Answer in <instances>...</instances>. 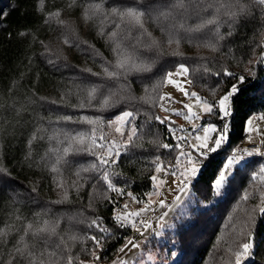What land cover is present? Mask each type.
I'll return each instance as SVG.
<instances>
[{"label":"trees","instance_id":"1","mask_svg":"<svg viewBox=\"0 0 264 264\" xmlns=\"http://www.w3.org/2000/svg\"><path fill=\"white\" fill-rule=\"evenodd\" d=\"M132 2L133 0H0V10L6 13V16H0V142L3 145V164L0 167L7 168L14 178L11 188H0V232H6V235L0 236V264H7L10 254L15 255L13 245L24 235L28 223H32L33 229L28 230L26 241L45 252L51 251L59 243L58 236L47 237L48 246L45 245L43 237L37 240L32 236V231L43 227L45 219L62 218L58 233L65 235L66 240V232L70 227L81 236L99 235L94 229L78 223L84 217L75 214L81 212L85 217H103V223L112 229L115 236L108 239L100 255L106 262L116 256L125 238L131 234L130 225L124 229L115 226L114 215L117 209L123 207L126 200H138V204L147 201V194L154 188L151 180L155 173L152 159L155 155H160L166 163L177 152L176 149H157L151 143L157 136L168 143V130L166 125L150 119L154 114L161 115L158 106L161 101L158 96L156 106L143 98L153 95V85L166 71L175 70L179 63H185L190 68L189 75L193 83L189 85V91L197 92L210 102L218 100L233 84H238L239 91L232 98L229 142L218 153L212 154L211 164L203 167L193 182V191L197 198L188 208H194L195 202L201 200L213 203L184 222L181 217L177 220L175 228L178 233L175 237L180 253L173 264H229V245L235 248L236 237L231 243L229 239L235 235V224L238 223L241 227L243 220H247V212L259 206L260 192L264 185L258 179L252 178L251 172L258 169L250 162L237 167L223 194L217 196L213 183L215 170L235 147L245 143L248 137V119L264 113V63H247L249 59L259 60L264 54V40L261 36L264 33V17L256 10L252 19L242 21L231 37L220 42L218 51L205 46L214 42L213 26L196 28L202 17H211L214 8H208L199 14L190 8L186 16H176V21H181L186 28L193 29L191 32L180 31L182 39L178 48L175 44L168 46L166 37L161 32V24L167 25L176 21L158 22L146 17L144 29L161 42L164 54L156 60L149 72L130 73L126 80L123 77L108 78L103 73L102 64L107 60L114 65L117 56L113 49L117 43L121 45V59L126 54L138 52L142 58L151 62L156 57V51L154 48H145L150 43V38L143 30L133 27L129 34L126 25H121L117 37L110 39L108 33L114 30L111 20L97 14L86 21L83 11L90 3H103L106 9H110L114 5L123 7ZM56 11L69 13V22L76 29L74 34H67L70 41L67 45L63 42L65 28L63 31L62 26L56 23V17L48 16ZM220 19L227 17L221 15ZM101 29L104 30L103 36L100 35ZM22 31H26L28 35L21 36ZM227 31L225 24L221 32ZM76 36L93 45L99 55L83 44L76 47L73 43ZM174 51H178L180 55H173ZM49 59L54 63H48ZM204 66L211 68L212 72H203ZM224 67L236 75L227 77L222 74L217 77L213 74ZM88 68L92 69V73L100 75L82 71ZM246 68H252L256 75L250 76ZM196 69L199 71H195ZM239 75L246 77L242 84L238 83ZM165 83L166 81L158 89L161 95L164 93ZM91 85L97 86V93L96 98L89 102L87 90ZM122 85L125 88V98L114 107H101L100 101L109 90L116 91ZM81 104L84 106H79ZM123 110L137 111L139 115L135 123L142 133H147L142 140L136 141V144L142 146L130 145L127 153L122 152L115 167V171L120 172L121 176L114 182L125 189L124 194L109 192L103 184H98L97 191L93 192L92 181L77 193L74 185L80 183V178L75 173L80 166H86L94 157L88 153L69 154L67 159L70 164L59 165L60 171L53 173L51 167L55 163V153L52 149L67 147V141L59 143L64 139V133L75 134L77 131L91 130L92 125L82 122L83 117H102L104 124L97 127V136L106 135L109 130L107 121L114 119ZM66 115L72 116L73 121L60 119ZM220 116L214 115L205 120L213 121L220 127ZM33 135L36 137L34 140ZM29 140H32L31 147ZM170 140L175 143L173 138ZM29 152L31 157L26 160ZM86 175L89 174L81 172V176ZM59 183H63L64 188H59ZM33 187L37 191L33 192ZM64 190H68L67 199L61 195ZM128 192L132 193L131 197L127 195ZM245 192L255 197L246 201ZM100 193L106 194L110 199L100 198ZM89 197L95 212L87 207ZM33 200H39L36 209L48 207L52 209V213L32 215L35 209ZM58 200L62 202L56 203ZM69 217L73 219L70 220ZM251 230L257 246L248 262L264 264V215L258 211ZM68 245L72 246L73 255L86 261L90 259L81 251L85 245L79 241L74 245L69 241ZM86 246L90 247L91 241Z\"/></svg>","mask_w":264,"mask_h":264},{"label":"snow or ice","instance_id":"2","mask_svg":"<svg viewBox=\"0 0 264 264\" xmlns=\"http://www.w3.org/2000/svg\"><path fill=\"white\" fill-rule=\"evenodd\" d=\"M203 6V7H202ZM190 8L194 10L197 14L202 11H206L208 8H214V13L210 18H201V23L196 26L197 29L202 28L207 25H212V34H213V43H208L205 46L210 47L213 51L219 50V45L221 41L226 40L227 38L233 35L234 29L245 20L252 19L255 16L256 10H259L260 15L264 17V0H133L132 3L120 7L114 5L110 9H106L103 3H90L83 11V18L87 21L97 14H102L105 19H110L111 23L114 25V30L108 33L110 39L116 38L118 30L121 28V25H126V31L130 34L133 27H137L144 32L145 18H151L155 21H176L177 15H187ZM40 10H43V5L41 4ZM61 13L56 11L54 13H49V18L56 17L59 18ZM224 15L227 19H220V16ZM0 16H6V13L3 10H0ZM59 23L65 28V38L64 44H69L67 34H74L76 29L67 21L59 20ZM227 25V33L221 32V28L224 25ZM184 30L185 32L193 31L192 28H186L185 24L181 21H176L175 23H170L167 25L161 24V32L164 33L166 37V44L171 46L175 44L177 48L181 44V35L180 31ZM147 36L150 38V43L145 45V48L151 50L155 49L156 57L151 62L145 60L140 56L138 52H133L126 54L123 59H121L120 48L121 45L117 43L116 48L113 51L116 53L117 59L115 60L114 65L112 62L105 60L102 64L103 73L108 78L120 79L123 77L127 79L130 73H143L151 71L153 65L156 63V60L164 54V47L159 40L152 37L150 32H146ZM21 36L28 35L26 31L20 32ZM100 35H104V30L101 29ZM262 40H264V33H261ZM76 47H80L81 44L85 45L87 49H90L91 52L99 55L96 52L93 45H89L88 42L81 41L78 36H76L75 41H73ZM47 47V46H45ZM173 55H180L178 51H174ZM66 59V57H65ZM48 63H54L53 60L49 59ZM249 65L253 63H264V54L261 55L259 60L254 61L249 59L247 61ZM111 67V70H110ZM82 71H87L92 73V69H84ZM195 71H199L196 69ZM246 71L250 76H255L256 73L252 68H246ZM203 72L210 73L212 69L204 66ZM93 75H100L99 73H92ZM190 68L185 63H179L175 70L166 71L163 77L153 85L152 93L153 95L147 96L143 99H146L148 102H151L153 106H156L157 96L159 101H164L166 99L165 95L158 93V89L164 85L166 81L168 84L174 85L177 90H179L185 97H188L190 101L184 104L182 110H170L165 107L164 103H159V108L164 112L172 111L177 116H183L185 120L192 123V140L195 142L189 143V136L187 135L188 129L184 128L182 125L179 126V132L181 135H177V129L172 127L175 123L171 120L170 116H161L154 114L150 119H154L160 124L166 125L168 133L171 137H175V144L165 143L162 139L157 138L153 139L151 143L157 149H167L173 150L176 149L178 154L175 156L176 163L168 164L165 167V163L162 160L160 155H155L151 163L154 166L155 174L151 176V180L154 182V187H159L161 184L166 183V181L159 178V174L162 172H167L173 177H177V186L176 190L181 194L187 193L193 182L198 178V175L202 167H206L212 162V154L218 153L229 140L230 133V123L227 118L232 116V98L235 94L238 93L239 87L238 84H233L229 90H227L218 100L209 102L206 98L201 97L195 91H189L188 87L185 85H192L193 80L190 77ZM215 76L219 77L222 74L227 77H233L236 74L229 71L227 67L222 68L221 71H215L213 73ZM246 77L244 75H239L237 77L238 83L242 84L245 81ZM125 91L124 86L122 85L120 89L116 91L109 90V93L103 97L100 101L101 107L115 106L121 102L125 97L123 92ZM97 86L91 85L87 90V96L89 102L96 98ZM40 99H45L40 97ZM169 101L172 100L171 95L167 96ZM179 102V101H177ZM55 103V101H53ZM194 105L196 109H202V112L210 116L220 115L221 125L218 128L216 123H207L206 127L202 128L203 134L197 133L195 130L201 126L196 124L195 121L201 119V111L194 110ZM83 107L84 105H79ZM138 112L133 110H123L119 115H116L114 119H109L107 121L108 126L114 129V132L118 134L117 138L106 139L103 134L97 136V127L103 126L104 120L102 117H83L82 122H86L89 125H92L90 131H77L75 134L64 133V139L60 140L59 143L63 144L67 141V147L62 149H52L55 153V163L51 167L53 173L60 171L58 167L61 164L69 165L70 161L67 159L69 154L76 155L79 153H88L94 159L91 162H88L86 166H80L79 170L76 171L75 175L80 178V183L74 185L76 187L77 193L84 186L91 183V189L93 192L97 191V185L103 184L109 192H116L123 195L125 189L117 185L114 182L118 177L121 176L120 172L115 171V167L121 157L122 152L127 153L129 151V146H142L136 144V141L142 140L146 132L142 133L141 129L135 123L138 118ZM60 119L65 121H73L72 116H63ZM260 119L264 120V113L260 115ZM248 130L249 132L258 131L252 127L253 120H248ZM212 134H215L214 136ZM32 139H36L33 135ZM249 141L252 140V136H248ZM29 147H31L32 140H29ZM261 145H264V140H261ZM2 143H0V148H2ZM188 149V150H186ZM190 149L195 150V155ZM254 155H259L264 157V151L260 147L249 148H236L233 149L226 157L227 163H221L220 167L215 170L214 175V187L217 194H220L223 189L226 188L228 181L231 178V170L241 163L245 162L246 157H252ZM31 157V152L25 157L29 159ZM221 168L223 170H221ZM81 172L87 173L89 175L81 176ZM253 179H258L262 185H264V164H260L257 170L251 172ZM12 173L7 170V168L0 167V188L8 189L12 187L13 182ZM59 188H64L63 183L57 185ZM211 187V186H210ZM32 191L35 192L37 189L32 188ZM19 195V193H16ZM62 197L64 199L68 198V190L62 192ZM128 196H132L131 192L127 193ZM149 199L147 204L139 208L136 211H128V205H124L123 211H118L114 215V224L118 228H125L131 226L132 229L141 232L143 235V230L151 229L154 235L161 236L163 235L162 229L164 228V221L168 215V212H163L159 220L160 228H154L153 224L148 222L145 219H139L142 213H145L149 210L155 211L154 208H150L151 205L158 203L159 207L171 210V206L164 200L160 199L155 201L152 199L154 193L150 192L147 194ZM249 194L245 192L244 199H248ZM100 198L104 200L110 199L104 193H100ZM62 200L56 201V203H61ZM140 203V201H136ZM175 203H182L181 196H176ZM88 209H92L93 212L96 209L93 208L92 199L89 197ZM264 215V191L260 192V204L257 207H253L247 212V220L244 221L243 225L240 227L236 241L235 248L229 247L228 251L230 253L229 264H244V262L252 254V250L255 247L254 243V234L251 230V226L255 221L256 212ZM80 217H84L78 221L80 224L86 225L88 229H94L97 234L91 235H78L72 231L70 227L66 232L67 240L65 235H60L58 233L60 220L62 218L57 217L55 219L49 220L45 219L43 221V227H37L32 231V236L39 240L44 238V243L48 246L47 237L58 236L59 243H56L51 251L45 252L44 250H39L35 244L30 245L26 241L28 236V230L33 229L32 223H28L27 229L24 232V235L20 236L19 240L15 245H13V252L15 255L10 254V259L7 261V264H102V258L99 254L103 251L108 239L113 238L115 233L112 229L103 225V217L99 215L85 217L84 213L77 214ZM73 219V217H69ZM6 235V232H0V236ZM71 241L74 245L77 241L85 245L81 249L83 253H86L90 259L83 260L80 259L78 255H73L72 246L68 245V242ZM88 241H91V246L87 247ZM132 250H138L137 255L139 259H129L127 258L128 252ZM120 253H124L126 258H117L112 261V264H145L143 260V249L140 242H136L133 238H125V243L118 249ZM168 256L174 257L175 252L170 249L167 250ZM147 260L151 264H168L167 257L161 255L159 260H157L156 255L149 250L147 252Z\"/></svg>","mask_w":264,"mask_h":264},{"label":"rangeland","instance_id":"3","mask_svg":"<svg viewBox=\"0 0 264 264\" xmlns=\"http://www.w3.org/2000/svg\"><path fill=\"white\" fill-rule=\"evenodd\" d=\"M60 13H61L60 17L56 18V23L60 24L59 20H63V21L69 22V20H70V18H68L69 17L68 16L69 13H64V12H60ZM69 23H71V21ZM61 26H62L63 31H64L63 25H61ZM185 87H188V89H189V85H185ZM169 94L171 95L172 100L175 101L174 104H167L166 100H167V96ZM163 95H165L166 99L164 101H161V103H164L165 107L170 109V110H173V109L174 110H182L184 104L189 103V102H193L194 103V101H190L188 97H185L179 90H177L174 85L168 84L167 82L165 83V88H164ZM177 101H179V102H177ZM194 110L201 111V119L195 121V123L200 125L201 127L196 129L195 131L202 135L203 134L202 128L206 127L207 123H210V122L214 123V122L210 121V120H205L206 118L211 117V116L208 115V114L203 113L202 109H196L195 105H194ZM231 111H233L232 108H231ZM160 113H161V116H170L171 117V120L174 121L177 124V126H178L177 132H178L179 135L182 134V133L179 132V126L182 125L184 128L188 129L187 135L189 136V143L195 142L191 138L192 137L191 133L193 132L192 123H190L189 121L185 120L183 116H177V118H174L175 113L172 112V111L164 112V111H162L160 109ZM220 115H222V114H220ZM260 115L261 114L253 115L252 117L249 118V119L253 120L252 127L255 128V129H258V131H253V132L250 133L249 130H248V123H246V131L248 133V136L249 135L252 136V140L249 141V139L247 137L245 143H243V144L260 143L261 140H264V120L260 119ZM227 119L229 121L230 117L227 118ZM217 127L219 128L218 125H217ZM108 128H109L108 132L107 133L105 132L106 135H104L105 138L106 139H112V138H117L118 139V134H116L114 132V129L112 127H110V126H108ZM212 135L214 136L215 134H212ZM55 141H57V140H55ZM228 142H229V140H228ZM228 142H227V144H228ZM227 144H225L222 148L226 147ZM243 144H241V145H243ZM220 150H218V151H220ZM191 151L193 152L194 155L196 154L194 149H191ZM52 154H51V156H52ZM177 154H178V151L176 152L175 156ZM214 154H216V153H214ZM175 156L165 163V165H166L165 167H167L168 164L175 165V163H176ZM254 160H256V161H254ZM246 162H250L251 165H255V167L258 169L260 164H264V157H261L259 155H254L252 157L246 158L244 163H241L240 165L236 166L235 168H233L231 170V176H233V174L235 173L237 167L244 166V164ZM223 163H227L226 158H225ZM2 164L3 163H2L1 148H0V166H2ZM46 166H47V162H46ZM202 168H201V170H202ZM221 170H223V169L221 168ZM159 178L164 180V181H166V183L161 184L158 188L154 187V183H153V187L154 188L152 190V193H154V195L152 196V199L155 200V201H159L160 199H164L171 206V210L169 211L168 209L161 208V207H159V204L156 203V204H153V205L150 206V208H154L155 209L156 214L154 213V211L149 210V211H147L145 213H142L141 217L137 218V221H139V219H145L148 222L152 223L154 228L159 229L160 228V223H161V221L159 220V217H160V215L163 212L167 211L168 215H167V217L165 218V221H164V228L161 230L163 235H161V236L154 235L151 229H146V230H143V235H141V232L138 231L139 232V236L137 238L133 237L131 235H130V237H127V238H133L136 242H140L142 244V249L144 250L143 251V260H144L145 264H151V262H149L147 260V252L149 250H151L156 255L157 260H159L160 256L163 255V256L167 257L168 264L175 263L177 258H178V255L180 253L177 250V245L178 244H177V240H176V237H175V234L178 233L177 229L175 228L177 220L181 217V221L184 222L187 218L193 217V215H197V213H198V211L200 209L209 208L212 205V203H213V201L212 202L211 201L205 202V201L201 200L198 203L195 202L196 206L194 208L190 209V208H188V206L190 205L191 202H193L197 198V194L193 191V185L191 186L190 190L187 193L181 194L180 192H178L176 190V186H177V182H178L177 181V177H173L170 174H168L167 172H162V173L159 174ZM213 185H214V183H213ZM214 189H215V187H214ZM262 191H264V189ZM223 193H224V189L221 191L220 194H217V196H219V195H221ZM248 194H249L248 199H247L248 201L252 200L255 197L251 193H248ZM178 195L181 196L182 203L176 204L175 203V198ZM148 199H147V201H148ZM147 201L143 202L142 204H138L136 201L135 202H131L130 200H126L124 202V205L125 204L128 205V209H127L128 211H136L139 208L144 207L147 204ZM38 204H39V200H33V207L35 209L33 210L32 215H50L52 213V209L48 208V207H42L41 209H36ZM124 205H123V207L118 208L117 212L118 211H123L124 210ZM75 215H77V214H75ZM243 223H244V220H243ZM239 229H240V226H239L238 223H236L235 226H234V234L235 235L230 237V239H229L230 242L229 243H231V241L235 237H237V233H238ZM235 241H236V238H235ZM230 246H231V244L229 245V247ZM256 246L257 245L255 244V247L252 250V254L244 262V264H249L248 261L251 258V256L253 255V251L255 250ZM168 249H170L171 251L175 252L176 255L174 257L168 256V253H167ZM137 251L138 250H132V252H128L127 258H129V259H139L140 257L136 254ZM118 257L121 258V259L126 258L124 253H120L118 251L116 253V256L110 262H106V261H104V259H102V264H112V261L117 259Z\"/></svg>","mask_w":264,"mask_h":264},{"label":"built area","instance_id":"4","mask_svg":"<svg viewBox=\"0 0 264 264\" xmlns=\"http://www.w3.org/2000/svg\"><path fill=\"white\" fill-rule=\"evenodd\" d=\"M166 102H167V104H174V103H175L174 100L169 101L168 99L166 100ZM174 118H177V115H174ZM172 127L176 128V129L178 130V126H177L176 123H174V124L172 125ZM177 135H179L178 132H177ZM191 135H193V132L191 133ZM168 137H169V139H168V143L175 144L173 141L170 140V138H173L174 141H175V137H171V136L169 135V133H168ZM253 147H260L261 150L264 151V145H261V143H247V144H243V145L237 146V147H235L234 149H236V148H241V149H243V148H249V149H251V148H253ZM186 150H188V149H186ZM190 150H191V149H190ZM246 158H248V157H246ZM131 199H132V198H131ZM154 213L156 214L155 211H154ZM102 226H107L108 228H110V227H109L108 225H106L105 223H103ZM120 229H124V228H120ZM130 235L133 236V237H136V238H137V237L139 236V232H138V231H135V229H132V228H131V234H130Z\"/></svg>","mask_w":264,"mask_h":264}]
</instances>
